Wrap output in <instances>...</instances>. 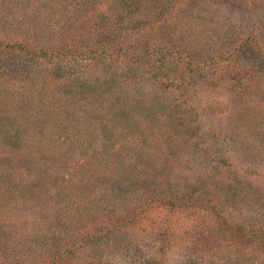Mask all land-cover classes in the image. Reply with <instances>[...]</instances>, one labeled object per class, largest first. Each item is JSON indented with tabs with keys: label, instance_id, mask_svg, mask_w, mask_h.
I'll return each instance as SVG.
<instances>
[{
	"label": "rangeland",
	"instance_id": "obj_1",
	"mask_svg": "<svg viewBox=\"0 0 264 264\" xmlns=\"http://www.w3.org/2000/svg\"><path fill=\"white\" fill-rule=\"evenodd\" d=\"M58 1L0 0V44L19 37L53 48L56 37L73 30L65 23L80 16L81 1ZM179 1L149 0L159 23L169 20L152 31L151 62L171 37L182 40V32L190 49L182 55L197 62L210 46L227 43L231 50L237 39L264 34V0ZM243 49L237 61L252 79L242 84L244 92L202 85L185 99L190 106L182 123L167 129L156 115L179 99L171 79L186 88L190 72L183 62L175 71L162 68L164 76L138 72L134 64L126 75L129 62L102 59L87 69L70 60L8 57L0 47V264H46L62 248H77L65 255L66 264H264V250L238 238L222 219L264 215L251 199L264 193V66L256 49ZM115 82L120 88L112 90ZM171 132L172 145L156 150L154 143ZM165 172L176 173V184L184 180L178 176L199 177L194 189H215L228 215L203 204L123 210L128 200L165 191ZM217 172L242 196L225 199L220 185L213 186ZM62 174L67 182L54 187ZM117 203L120 215L95 212Z\"/></svg>",
	"mask_w": 264,
	"mask_h": 264
},
{
	"label": "trees",
	"instance_id": "obj_2",
	"mask_svg": "<svg viewBox=\"0 0 264 264\" xmlns=\"http://www.w3.org/2000/svg\"><path fill=\"white\" fill-rule=\"evenodd\" d=\"M62 1L67 2V0ZM79 1H81V4L77 7L76 11H80V14L78 13L80 16L77 20H75L74 17L71 23H65L67 27L74 24L72 32H69V35L65 34L61 36L60 34L56 37L53 40L56 42L50 50L47 48L34 47L26 39L24 40L19 37H17L14 41H8V44H0V47H4L8 50V57L13 56L14 54H19L35 59H42L43 61L51 64H53L55 60H70L73 61V63L78 64L79 66H84L83 68L87 69L93 68L92 64H96V62H99V60L102 59L123 64L129 62L130 64H125L126 67L124 71L126 75H130V67L134 64L138 72L143 71L151 73V75L154 76L156 74L155 72L158 71L157 74L164 72L162 74V76H164V74L168 71L163 69L171 66L168 70L175 71L173 69H177L179 67V63L183 62V68L190 72L188 74L189 77H186L189 78L187 79L186 88L181 89V84L175 83V81L178 80H175V78L171 79L174 81V86L172 83V86L174 87V96L177 94L179 99H177V97H173V100L169 104L170 107L168 108L165 106L167 108L156 115L159 122L167 129H174L176 125L182 123L185 110H187L190 106L187 102H185V99L189 96L192 97V93H195L197 88H201L202 85H211L212 87L218 85L224 91L229 93L236 91H240V93L244 92L245 87L243 88L242 84L246 79H248L247 81L252 80H249V71L247 73L244 71L245 62L239 63L237 61L239 55L243 52L244 47L256 49L261 60L260 63L264 66L263 33L259 36V38L248 37L244 40L237 39V42H233L231 50L228 48L227 43L210 46L209 49L203 53L205 59L201 62H197L196 58H193V55L189 56L187 54V59L183 57L182 53L190 51V49H188L183 43L184 40L186 42V37L184 38V33L182 32V40L171 37L168 40L169 44L162 47L160 56L155 59V62H151L150 59L152 58V55L149 56V50L152 46V38H154L153 29L160 27L161 25L165 26L168 24L169 20L165 17L161 19V23H159L158 15L155 14L156 12L154 11V6L149 2V0H146L147 2L144 3H140L141 0H136L135 2L133 1L132 4L129 2L126 3L125 1L116 2L115 0ZM177 1L178 6L183 4L181 1ZM185 1L186 0H184V2ZM58 4H62L61 0L58 1ZM109 7H111V13L106 14V8ZM176 8V6L171 5L170 12L172 14V18L177 11ZM246 44H249V46H246ZM215 46L218 49H216ZM225 49L228 50L229 53H224ZM195 51L196 52L194 53L197 56L198 51ZM173 56H176V58L173 59ZM220 65H222V67ZM239 66H241V68ZM136 74L137 72H134L132 75L135 77ZM55 77L59 78V75L57 74ZM134 77H131L130 79L132 80ZM51 79L54 80V78L50 77V79L46 81L52 82ZM182 80L179 82H182ZM125 82L126 81L124 80L120 82L118 81L121 85ZM159 82L162 83L163 78H160ZM116 83L117 82L112 84V90L116 86L117 89L120 88L119 84ZM172 94L173 92H166L168 98ZM167 136L166 141H162L158 146L154 143L156 150L158 149L161 151L159 146L162 145L163 142L168 146L172 145V138L174 134L167 133ZM158 138L161 139V137ZM217 173L218 174H215V177H213V186L220 185L222 189L221 194L225 197V199H229V196L234 197L236 194L237 196H242V193L239 192L240 189H236L235 186L229 185L230 183L225 181L227 176L224 175L223 178L218 177L221 173ZM164 175L165 176L162 179L165 181V185L169 184L165 191L158 192V190H155L152 191L146 199L135 197L134 199L128 200V202L124 205L123 210H128L131 213H135L137 210L145 211L151 203L155 202L166 205L169 204L171 207H186L188 204H203L204 206L211 207L217 215H228L222 210V208L219 209L220 205L218 203L222 199L220 197L217 198L218 195L214 193V191H216L215 189L213 191L207 190L200 192L199 189H194L195 181L199 177L192 175L195 181H188L189 179H186L184 176H178L184 180H178L179 184H176L177 181L174 180L176 173H173L172 176L167 175L165 172ZM171 176L173 180L169 182ZM57 177L60 180L55 181L54 187L60 185L62 186L65 182H67L66 175H57ZM157 179V176L153 177L152 182L154 181V184H156ZM204 185L205 184H202L201 186ZM231 187L233 189L232 191L230 189ZM251 199L255 205L259 204L261 208L264 207V193L258 192V194L253 196ZM117 204L118 206L113 207L112 209H100V211L95 209V212L98 215H120L122 205L120 203ZM14 211L15 210L11 207V212L13 213L12 215H14ZM257 216L258 217L250 216L249 219H242L241 221H231L226 217H222V219L227 229L235 233L238 238L248 244L259 245L261 250H264V215ZM2 234L3 232L0 231V235ZM85 243H87V241H85ZM68 251V249L62 248L58 253L52 256L48 255L51 258V261L49 263L46 262V264H66L67 257L65 258V255L68 254ZM69 252L70 254H75L77 252V248L73 251L70 250ZM63 258L65 259L63 260Z\"/></svg>",
	"mask_w": 264,
	"mask_h": 264
}]
</instances>
